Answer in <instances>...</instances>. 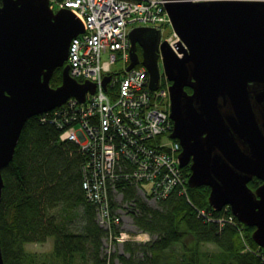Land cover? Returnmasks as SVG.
<instances>
[{"label":"water","instance_id":"1","mask_svg":"<svg viewBox=\"0 0 264 264\" xmlns=\"http://www.w3.org/2000/svg\"><path fill=\"white\" fill-rule=\"evenodd\" d=\"M166 8L183 55L161 42L159 28L134 26L127 69L144 64L156 89L162 60L170 81V135L181 142L189 186L208 185L211 206L229 205L254 226L252 237L264 247V0H168ZM84 31L69 7L0 0V201L3 168L13 160L27 120L71 96L83 102L95 92V83L79 82L67 62L72 39ZM57 67L63 68L62 82L53 86ZM109 80L106 75L104 84ZM255 176L262 182L254 189L249 181ZM0 264H7L1 233Z\"/></svg>","mask_w":264,"mask_h":264},{"label":"trees","instance_id":"2","mask_svg":"<svg viewBox=\"0 0 264 264\" xmlns=\"http://www.w3.org/2000/svg\"><path fill=\"white\" fill-rule=\"evenodd\" d=\"M62 70L55 69L51 85L61 84ZM42 116L27 120L14 158L3 168L0 233L7 264H116V258L121 264H264V247L252 237L254 226L241 222L230 206L213 208L208 185L189 186L188 196L174 191L152 206L134 184L119 183L124 198L134 201L135 223L154 237L125 241L129 255H105L103 238L110 231L98 223L97 204L87 199L82 185L86 154L77 142L60 139L61 129ZM184 171L189 176V165ZM261 182L255 176L249 185L255 189ZM80 204L82 230L64 229V212ZM201 208L210 209L216 220L201 216ZM220 217L227 220L221 223ZM112 230L113 235L119 231L117 226ZM49 236L50 251L27 249L28 242H45ZM206 243L217 248L203 247Z\"/></svg>","mask_w":264,"mask_h":264},{"label":"built area","instance_id":"3","mask_svg":"<svg viewBox=\"0 0 264 264\" xmlns=\"http://www.w3.org/2000/svg\"><path fill=\"white\" fill-rule=\"evenodd\" d=\"M167 1L50 0L54 10L69 7L82 20L85 31L72 39L67 62L73 77L94 82L96 89L88 92L83 102L71 96L41 119L55 123L63 141H75L85 152L83 189L87 199L97 204L100 225L110 231L107 237H114L115 243L151 239L147 231L140 230L132 237L121 231L123 218L117 200L123 192L119 183L134 184L151 201L174 191L188 196V175L180 164L182 145L170 135V82L162 76L159 86L152 89L144 64L127 69L132 44L129 31L134 24L159 28L161 42L167 40L183 55L178 51L181 38L174 27L166 37L162 35L164 24H172ZM106 75H110L107 85ZM198 211L207 220H216L210 209ZM217 220L223 223L227 217ZM113 226L119 229L114 235Z\"/></svg>","mask_w":264,"mask_h":264},{"label":"rangeland","instance_id":"4","mask_svg":"<svg viewBox=\"0 0 264 264\" xmlns=\"http://www.w3.org/2000/svg\"><path fill=\"white\" fill-rule=\"evenodd\" d=\"M135 26V24L133 25ZM132 26V27H133ZM173 31V25L172 24H164L162 28V35L163 37H166L168 34H170ZM107 54H104V57H106ZM161 69L163 71V66H162V60L160 61ZM70 98V97H69ZM68 98V99H69ZM136 190L138 192V188L136 187ZM138 196L142 198L144 201H147L150 205L152 206H158V201H151L144 196L141 195V193L138 192ZM117 200L119 202V207L117 210L122 213V222L121 226V231H126L132 234H135L136 232L140 231V228L137 226L134 220V201L132 200H127L124 198V195L122 193H119ZM84 205L80 204L76 208L72 210H68L64 212V216L61 218V220L64 221V229H71L75 231H80L82 230V227L84 225ZM253 233V232H252ZM151 234V233H150ZM121 236V233L119 234ZM128 235V234H126ZM154 235L151 234V238H153ZM104 244H103V253L105 255L108 254H114V253H124L126 255H129L128 252H126L125 249V241L127 240H121L120 243H115L114 241L110 240L109 237L103 238ZM137 242L138 240L136 239H129ZM53 246V236H49L47 241L45 242H28L26 244L27 249L33 250L37 253H44L47 251H50ZM203 247H209L212 249H216V245L213 243H206L203 245ZM116 264H121L120 260L116 258Z\"/></svg>","mask_w":264,"mask_h":264},{"label":"bare ground","instance_id":"5","mask_svg":"<svg viewBox=\"0 0 264 264\" xmlns=\"http://www.w3.org/2000/svg\"><path fill=\"white\" fill-rule=\"evenodd\" d=\"M77 79V78H76ZM79 82H83V81H80L79 79H77ZM57 107V106H56ZM56 107H54V108H52V109H50V110H48V111H46V112H52L53 110H55V108ZM46 112H44V113H40V114H37V116H40V115H42V114H45ZM60 139H61V137H60ZM97 221H98V223L100 224V222H99V220H98V217H97Z\"/></svg>","mask_w":264,"mask_h":264},{"label":"flooded vegetation","instance_id":"6","mask_svg":"<svg viewBox=\"0 0 264 264\" xmlns=\"http://www.w3.org/2000/svg\"><path fill=\"white\" fill-rule=\"evenodd\" d=\"M135 26H141V25H135ZM143 26H145V25H143ZM134 27V26H133ZM132 27V28H133ZM137 50H138V52H139V54L140 55H142V52H143V48H142V46H140L139 44H138V46H137ZM162 77V76H161ZM162 79H163V77H162Z\"/></svg>","mask_w":264,"mask_h":264}]
</instances>
